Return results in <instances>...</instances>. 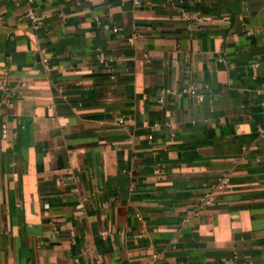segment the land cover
I'll use <instances>...</instances> for the list:
<instances>
[{"label": "crops", "instance_id": "obj_1", "mask_svg": "<svg viewBox=\"0 0 264 264\" xmlns=\"http://www.w3.org/2000/svg\"><path fill=\"white\" fill-rule=\"evenodd\" d=\"M260 129L264 0H0V264H264Z\"/></svg>", "mask_w": 264, "mask_h": 264}, {"label": "built area", "instance_id": "obj_2", "mask_svg": "<svg viewBox=\"0 0 264 264\" xmlns=\"http://www.w3.org/2000/svg\"><path fill=\"white\" fill-rule=\"evenodd\" d=\"M33 0H29L32 2ZM136 4H140V0H135ZM28 21L31 23L32 27L37 29L42 27L46 21V15L42 12H38L35 9H30L26 15ZM185 17L188 20H192L193 18H197L198 15H192L191 13L186 12ZM45 61L48 58L44 59ZM185 93H188V89H183L181 92L175 93L176 95L180 96ZM260 132L263 134L264 129H260ZM231 187V174L230 173H221L218 175L214 181V183L203 193H201L195 201V205L197 208V213L210 208L214 207L219 203L220 195L228 190ZM104 235L108 234L107 232L103 233Z\"/></svg>", "mask_w": 264, "mask_h": 264}]
</instances>
